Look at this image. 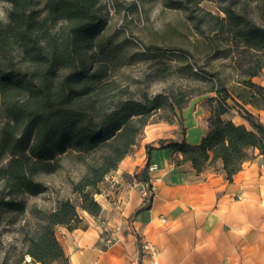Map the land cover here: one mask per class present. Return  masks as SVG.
I'll list each match as a JSON object with an SVG mask.
<instances>
[{
  "label": "trees",
  "instance_id": "trees-1",
  "mask_svg": "<svg viewBox=\"0 0 264 264\" xmlns=\"http://www.w3.org/2000/svg\"><path fill=\"white\" fill-rule=\"evenodd\" d=\"M3 1L8 7L0 22V264H69L56 228L72 231L82 213H100L94 198L99 186L148 125L178 126L180 140L166 149L175 166L189 163L196 174L220 164L231 181L255 151L264 155V125L245 109L264 111V87L253 80L264 71V5L257 0L254 12L240 0H221L226 5L217 13H189L191 51L137 52L125 50L126 39L105 35L101 0ZM140 1L188 11L182 0ZM215 60L225 61L227 72H210ZM138 64H147L149 73L141 79L124 75ZM168 80L160 92H150L152 82ZM204 96L205 131L191 145L184 140L182 111L192 98ZM232 111L246 124H235ZM65 165L75 173L66 176L68 195L51 208L28 207V198L49 190L43 178ZM125 178L147 182V166ZM12 226L17 236L6 249L2 229Z\"/></svg>",
  "mask_w": 264,
  "mask_h": 264
},
{
  "label": "crops",
  "instance_id": "crops-1",
  "mask_svg": "<svg viewBox=\"0 0 264 264\" xmlns=\"http://www.w3.org/2000/svg\"><path fill=\"white\" fill-rule=\"evenodd\" d=\"M253 80L264 87V71ZM245 109L264 125V111ZM182 116L185 142L198 144L208 112L189 106ZM229 118L246 124L236 111ZM175 140H180L176 124L148 125L95 195L100 213H82L72 231L57 228L69 264H152L139 241L155 245L158 264H264V155L255 151L228 181L220 164L199 174L189 163L175 166L166 149ZM151 163L157 165L152 176L161 181L146 198L144 182L125 177Z\"/></svg>",
  "mask_w": 264,
  "mask_h": 264
},
{
  "label": "rangeland",
  "instance_id": "rangeland-1",
  "mask_svg": "<svg viewBox=\"0 0 264 264\" xmlns=\"http://www.w3.org/2000/svg\"><path fill=\"white\" fill-rule=\"evenodd\" d=\"M240 1L246 4L250 12L257 11L256 0ZM257 1V4L264 5L263 0ZM101 2L105 8V17L107 19L105 35L112 36L117 42H122L126 39L128 41L125 44L127 52H137L148 47L174 49L175 51L187 49L191 51L195 36L187 15L190 13L191 15L199 16L204 11L217 13L220 7L226 5L225 1L221 0H182L183 4L188 8L186 12V10L168 9L160 1L144 3L140 0H101ZM7 7L8 5L3 0H0V22L6 21ZM225 64V61L215 60L207 69L210 72L217 70L227 72ZM148 73L147 64L132 65L124 71V75L135 79H141L143 75L145 76ZM173 78L174 76L171 79ZM168 84H170L169 80L166 82H152L149 85V90L152 93H158ZM205 97L192 98L187 107L190 106L195 109L196 106H199L202 108L201 101ZM65 166V169L60 173L43 178L44 182L48 184L49 190L38 197L28 198V207L36 204L41 208H51L57 198L68 195L69 190L65 182L66 176H73L75 173L68 165ZM104 182L99 186V189H102ZM16 228V226H12L2 229V241L6 249L9 245L14 244L17 236ZM57 228L55 232H57ZM1 256L3 255L1 254ZM25 261L29 262V259L25 258Z\"/></svg>",
  "mask_w": 264,
  "mask_h": 264
},
{
  "label": "built area",
  "instance_id": "built-area-1",
  "mask_svg": "<svg viewBox=\"0 0 264 264\" xmlns=\"http://www.w3.org/2000/svg\"><path fill=\"white\" fill-rule=\"evenodd\" d=\"M157 169V165L155 163H151L147 165V175L148 180L144 183V191L143 196L148 198L151 194L155 192L156 185L161 181L160 178L152 176L153 172ZM115 230H118V228H114ZM112 242V238H108L106 240L107 244H110ZM138 248L141 252L146 254L149 258L152 264H158L157 256L158 251L154 244L148 242V241H139Z\"/></svg>",
  "mask_w": 264,
  "mask_h": 264
},
{
  "label": "bare ground",
  "instance_id": "bare-ground-1",
  "mask_svg": "<svg viewBox=\"0 0 264 264\" xmlns=\"http://www.w3.org/2000/svg\"><path fill=\"white\" fill-rule=\"evenodd\" d=\"M28 258V257H27ZM29 259V258H28Z\"/></svg>",
  "mask_w": 264,
  "mask_h": 264
}]
</instances>
